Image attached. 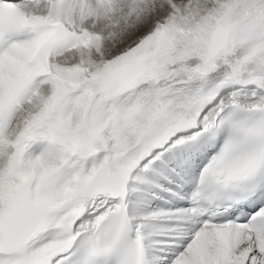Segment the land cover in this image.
Masks as SVG:
<instances>
[{
    "label": "snow or ice",
    "instance_id": "1",
    "mask_svg": "<svg viewBox=\"0 0 264 264\" xmlns=\"http://www.w3.org/2000/svg\"><path fill=\"white\" fill-rule=\"evenodd\" d=\"M0 264H264V0H0Z\"/></svg>",
    "mask_w": 264,
    "mask_h": 264
}]
</instances>
